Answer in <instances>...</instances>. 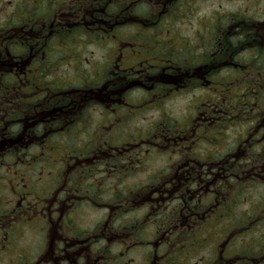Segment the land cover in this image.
<instances>
[{
    "label": "flooded vegetation",
    "instance_id": "af4514ba",
    "mask_svg": "<svg viewBox=\"0 0 264 264\" xmlns=\"http://www.w3.org/2000/svg\"><path fill=\"white\" fill-rule=\"evenodd\" d=\"M180 12H167L161 23L140 22L139 32L96 39L111 45L92 54L87 69L78 65L71 103L50 101L60 94L35 103L30 85L0 87L13 94L4 106L14 126L4 134L26 146L0 149V264H264V226L255 224L264 218V42L253 45L256 52L261 47L260 62L242 49L211 73L205 35L201 51L160 37L165 33L156 27L174 29ZM16 48L14 66L25 67L19 62L33 55ZM235 73L253 76L245 93L242 86L232 92L231 81L210 80ZM195 92L201 94L190 113L155 136L156 151H169L141 181L148 150L140 153L131 142L147 136L136 126L174 96ZM244 94L251 98L243 102ZM234 117L241 128L229 144L225 130ZM211 137L227 141L224 149H205ZM253 203L255 228L235 242L225 222L234 206L248 204L237 221Z\"/></svg>",
    "mask_w": 264,
    "mask_h": 264
},
{
    "label": "trees",
    "instance_id": "16d2710c",
    "mask_svg": "<svg viewBox=\"0 0 264 264\" xmlns=\"http://www.w3.org/2000/svg\"><path fill=\"white\" fill-rule=\"evenodd\" d=\"M107 1L108 0H105L104 2L102 1L101 3H105ZM124 1L126 0H112V3L110 4L107 3L105 5L108 9L107 11H109V8L111 6H115V8L116 6H122ZM143 5H144V2L139 1L135 7H140ZM179 5L180 3H177L174 6V8L177 9ZM20 11H22L21 8H20ZM114 11L115 10H113V12ZM27 12L32 13L33 16L34 15L37 16L40 14L43 20L50 18V21L52 23L50 29L54 32L58 31L56 35L51 36V39L57 38L56 39L57 42L55 41L56 47L58 45H63L65 43H69L70 46L76 47L77 45L80 46V43H77V42L84 41V40L93 41V40H96L97 38H102L106 36V33H103V32H107V31H102V28L99 30H95V28H93L92 26H84V25L80 27L74 26L72 28H66V30H61L63 28L61 24L58 25L55 22L57 9L55 8L52 2H47L44 5H40L38 6V9L28 8ZM136 12L138 11L133 10L131 12H128L127 14L131 13L135 15ZM109 13L113 14L111 11H109ZM154 14H158V12L152 13L150 10L147 15L150 16ZM114 15H117V14L115 13ZM137 15H139V17H145V12L142 13L141 11H139V14ZM151 22L156 23L160 21H159V18L156 17L155 19L151 20ZM7 27L8 25L5 23L3 28H0V36L2 37L1 39L5 37V31H7ZM219 27L220 26H217V28ZM124 29H125L124 26L116 27L113 33L114 32L121 33L124 31ZM217 32L218 31H215V34ZM109 34L111 35V33ZM55 44H46L43 42L39 44L38 46H35L36 52H32L34 58L32 61L33 64L31 66V69H33L34 73L32 75H29L28 78L31 82L30 86L35 87V91L33 93L34 97L33 99H31L35 103H44L50 99L51 95L53 96L55 94H60V96L63 97V100H60V101L68 102L69 101L68 99L71 98L70 95L72 94L73 96L74 94H76L74 91L78 89V60L73 61L74 69L72 70V72H69L70 80H67V79L64 80L66 76L62 75L61 68L63 64H65V62H68V60H66L67 56L62 59H59L58 61H54L55 59L54 54L52 52H49L50 54L48 58H46L45 60L42 59V55H43L42 51L55 47ZM8 45H9V41H5V40H3L2 42L0 41V49H2V52H4L5 50H9V54H12L15 56L17 54L18 48H16V45L13 47L8 46ZM28 53L30 52L24 51L23 53H21V55H26ZM17 58H18L17 56L10 58L9 63H15L17 61ZM81 63H82V60H81ZM58 70L61 71V76L59 78L55 77V73ZM210 72L213 73V68H211ZM59 79H61V81H59ZM0 80H1L0 82L2 85V89L6 87L14 86L16 83L17 85L20 84L18 82L19 78L16 77L14 70L11 72L9 71L1 72ZM38 88H40V90H38ZM49 88H53V89H49ZM24 101H27V100H24Z\"/></svg>",
    "mask_w": 264,
    "mask_h": 264
},
{
    "label": "rangeland",
    "instance_id": "374dc122",
    "mask_svg": "<svg viewBox=\"0 0 264 264\" xmlns=\"http://www.w3.org/2000/svg\"><path fill=\"white\" fill-rule=\"evenodd\" d=\"M23 0H0V23H3L11 14V11L14 7V5L17 2H21ZM77 1V0H76ZM79 1V0H78ZM94 2L93 0L91 1ZM263 3L264 0H196L190 14L180 17L178 19V23L176 21L175 30L177 34L180 36L182 35L183 39L186 37L190 42L197 43L199 40H201V37L204 36V34H207L206 30L210 28L213 24V20L215 18V15L219 12L224 14H230L235 12H241L242 16L243 13L245 16H248L249 18L256 17L259 21H263ZM88 13L83 12L81 15H87ZM231 24H234L235 22L231 19H225L222 23L218 21L216 26L221 25L223 28L228 25L229 22ZM264 23V22H262ZM264 26V24H263ZM165 33L164 35L169 37L172 35V32L169 30H163ZM264 32V28L262 29L261 34ZM235 35V33H234ZM237 36V35H236ZM215 42V40H212ZM230 41V38L226 37L225 42ZM220 46H223L222 41L218 42ZM86 53L88 54V57H86L85 62L86 64H89V60H93L91 57L92 54H94L95 58L99 55H102L103 50L99 47H89L87 48ZM73 68L72 65L68 64L64 67V69L71 71ZM202 92V91H201ZM201 92H195L193 94H190L188 96H183L179 98V101L174 105V111H169V114L173 116L175 119L183 120L187 114L191 111V106H196L197 97H200ZM192 103V101H194ZM192 103V104H191ZM195 110V109H194ZM99 108H97L96 111H93L94 114L99 117ZM194 113V111H193ZM158 117V113H147L145 116L146 118V128H152V119ZM169 161L171 159L169 158ZM156 159H154L153 162H149L148 166L146 167V170L143 174L140 175V179H144L147 176V172H149L153 166V164H156ZM241 237L242 234H240ZM150 239V238H149ZM255 245H259L260 241L255 240ZM245 250V249H243ZM245 261V259H241L240 262Z\"/></svg>",
    "mask_w": 264,
    "mask_h": 264
}]
</instances>
